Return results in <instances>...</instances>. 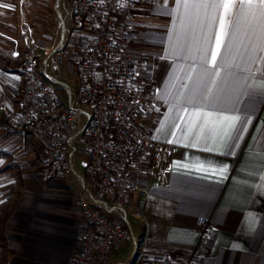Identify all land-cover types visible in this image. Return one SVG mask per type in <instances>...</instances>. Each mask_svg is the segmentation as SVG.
I'll return each mask as SVG.
<instances>
[{"label":"crops","instance_id":"crops-1","mask_svg":"<svg viewBox=\"0 0 264 264\" xmlns=\"http://www.w3.org/2000/svg\"><path fill=\"white\" fill-rule=\"evenodd\" d=\"M133 7L131 44L147 59L145 75L157 89L142 124L181 152L166 178L138 179L127 208L129 237L111 263L181 255L198 240L197 220L210 217L214 232L201 264H264V90L257 87L264 45L241 26L224 37L214 61L222 9L213 24L191 3L133 0ZM10 58L0 51V128L8 124L0 132V213L12 207L2 224L0 264H71L87 227L78 189L65 174L46 180L38 137L9 123L24 92L20 60ZM250 85L253 107H246L248 96L237 105ZM232 117L247 123L233 130ZM77 174L84 176L81 158ZM135 243L142 251L134 260Z\"/></svg>","mask_w":264,"mask_h":264},{"label":"built area","instance_id":"built-area-1","mask_svg":"<svg viewBox=\"0 0 264 264\" xmlns=\"http://www.w3.org/2000/svg\"><path fill=\"white\" fill-rule=\"evenodd\" d=\"M73 29L62 26L58 45L44 60L23 53L16 71L24 79L20 108L9 115L17 130L38 137L42 174L74 177L76 203L87 227L71 264H112L128 240L127 208L138 179L171 174L177 145L157 141L142 123L157 89L145 75L148 62L131 44L133 0H73ZM76 31L87 33L71 43ZM69 61L76 86L50 74ZM82 159L84 176L77 174ZM197 242L181 255L141 258V264H201L212 239L210 217L197 220ZM135 243L134 260L141 256Z\"/></svg>","mask_w":264,"mask_h":264},{"label":"rangeland","instance_id":"rangeland-1","mask_svg":"<svg viewBox=\"0 0 264 264\" xmlns=\"http://www.w3.org/2000/svg\"><path fill=\"white\" fill-rule=\"evenodd\" d=\"M0 5H3L0 7V51L10 54V64H16L21 59V52H33L42 58L48 57L60 41L62 26L73 29V0H0ZM82 38L84 32L76 31L69 39L71 43H76ZM68 62L56 71H53L52 63H49L48 72L75 87L74 68ZM3 119L8 122L6 117ZM7 127L4 125L0 132L7 131ZM11 209L12 207L0 213L3 218L0 220V244L4 239L1 234L2 224L7 221V214Z\"/></svg>","mask_w":264,"mask_h":264},{"label":"snow or ice","instance_id":"snow-or-ice-1","mask_svg":"<svg viewBox=\"0 0 264 264\" xmlns=\"http://www.w3.org/2000/svg\"><path fill=\"white\" fill-rule=\"evenodd\" d=\"M176 2L178 5L191 3L194 7L198 6L204 11L205 15L211 18L213 24L216 22L215 14L221 9L223 10L224 17L220 21L221 38L217 40V52L213 57L214 61L216 57L220 56L219 50L225 46L224 37L235 35L240 31L241 26L246 27L251 35H258L262 45H264V0H176ZM0 7H3V5H0ZM262 50H264V47H262ZM213 67H216L215 63H213ZM260 75L264 77V71H261ZM257 87L264 90V83L257 85ZM251 88L250 85L248 91L237 97V105L243 103L244 96H248L250 100L246 107H253L257 93ZM194 115L199 116L200 113ZM231 119L233 130L237 124L247 123V121H240L238 117H232Z\"/></svg>","mask_w":264,"mask_h":264},{"label":"trees","instance_id":"trees-1","mask_svg":"<svg viewBox=\"0 0 264 264\" xmlns=\"http://www.w3.org/2000/svg\"><path fill=\"white\" fill-rule=\"evenodd\" d=\"M11 213H12V211L10 210V212L7 214V215H8V216H7L8 218H9V216L11 215Z\"/></svg>","mask_w":264,"mask_h":264}]
</instances>
